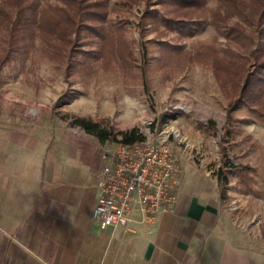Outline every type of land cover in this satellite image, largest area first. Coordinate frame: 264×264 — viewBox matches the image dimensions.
<instances>
[{"label":"rangeland","instance_id":"rangeland-1","mask_svg":"<svg viewBox=\"0 0 264 264\" xmlns=\"http://www.w3.org/2000/svg\"><path fill=\"white\" fill-rule=\"evenodd\" d=\"M223 1L84 0L87 8L99 3L104 18L85 20L57 48L43 42L39 16L28 31L0 25V124L74 127L85 118L115 134L137 127L164 139L180 180L199 173L213 185L222 168L228 172L224 213L249 246L264 247V100L230 111L233 99L215 71L218 65L227 75L228 68L242 85L264 60V31ZM62 6L39 0L38 15ZM228 159L237 169L226 168Z\"/></svg>","mask_w":264,"mask_h":264},{"label":"crops","instance_id":"crops-1","mask_svg":"<svg viewBox=\"0 0 264 264\" xmlns=\"http://www.w3.org/2000/svg\"><path fill=\"white\" fill-rule=\"evenodd\" d=\"M0 124V264H264L224 213L218 182L184 175L153 223L93 219L98 138L62 121Z\"/></svg>","mask_w":264,"mask_h":264},{"label":"built area","instance_id":"built-area-1","mask_svg":"<svg viewBox=\"0 0 264 264\" xmlns=\"http://www.w3.org/2000/svg\"><path fill=\"white\" fill-rule=\"evenodd\" d=\"M101 158L104 166L93 219L102 230L132 229L137 216L141 225L151 224L172 207L181 170L174 147L166 140L105 145Z\"/></svg>","mask_w":264,"mask_h":264},{"label":"trees","instance_id":"trees-1","mask_svg":"<svg viewBox=\"0 0 264 264\" xmlns=\"http://www.w3.org/2000/svg\"><path fill=\"white\" fill-rule=\"evenodd\" d=\"M83 1L64 0L65 7H58L55 12H50L47 16L45 11L41 15H38L39 0H2L0 5V25H12L15 27L16 24H19L21 31H28L39 16V22L38 20L37 22L43 42L52 48L68 46L72 42L71 36L79 32L81 24L85 20L102 21L105 16V14L102 15L99 12L101 9L99 3H95L93 7L90 6L87 8L83 4ZM254 1L256 4L254 7L246 6L245 0H224L223 2L228 12L229 10L235 11L237 16L242 19V22L250 27H263L264 31V0ZM15 13L17 14L18 20H14ZM238 27L243 35L248 36L243 31L245 28L242 26ZM235 32L238 33V31ZM215 71L225 92L233 99L230 104V111L235 110L245 101L251 102L255 98L264 100V75L259 76L260 73L264 72V60L256 65L255 71L246 76L242 85L241 82L238 83V80H230L231 71H228V68L226 70L227 75L223 74L222 68L218 65L215 66ZM256 75L259 77L255 80L254 76ZM75 125L80 126L85 132L96 136L101 143L113 141L131 145L146 139L137 127L115 134L111 129L103 127L100 123L90 119L78 118L75 121ZM225 165L226 168L237 169L229 159L225 162ZM227 173L222 168L218 174V187L222 199L227 196V186L229 184Z\"/></svg>","mask_w":264,"mask_h":264}]
</instances>
